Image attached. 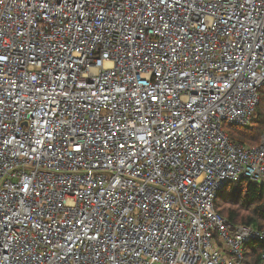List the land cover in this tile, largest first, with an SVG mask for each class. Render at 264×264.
<instances>
[{"label": "built area", "instance_id": "obj_1", "mask_svg": "<svg viewBox=\"0 0 264 264\" xmlns=\"http://www.w3.org/2000/svg\"><path fill=\"white\" fill-rule=\"evenodd\" d=\"M0 55V264H251L264 232L216 200L264 183V134L226 128L260 103L264 0H3Z\"/></svg>", "mask_w": 264, "mask_h": 264}, {"label": "trees", "instance_id": "obj_2", "mask_svg": "<svg viewBox=\"0 0 264 264\" xmlns=\"http://www.w3.org/2000/svg\"><path fill=\"white\" fill-rule=\"evenodd\" d=\"M230 138L247 145H257L264 134V87L260 90V103L250 125L226 124ZM217 211L233 224H251L264 232V183L242 179L228 183L216 200ZM264 252V239L252 240L245 246L246 260L259 264Z\"/></svg>", "mask_w": 264, "mask_h": 264}, {"label": "snow or ice", "instance_id": "obj_3", "mask_svg": "<svg viewBox=\"0 0 264 264\" xmlns=\"http://www.w3.org/2000/svg\"><path fill=\"white\" fill-rule=\"evenodd\" d=\"M2 2H3V0H0V3H2ZM160 2H161V3H164V2H166V0H160ZM149 14L151 15V13H149ZM103 16H104V13L101 12L99 18L103 19ZM161 19H163V18H161ZM165 27H166V26H165ZM88 32H89V33H92V32H93V29L89 28V29H88ZM100 39H102V37L93 36V40H94V41H95V40H100ZM3 60H7V57L4 56V55H0V61H3ZM153 99H156V98L154 97ZM0 103H2V101H0Z\"/></svg>", "mask_w": 264, "mask_h": 264}]
</instances>
